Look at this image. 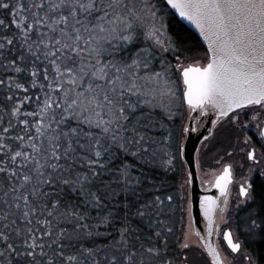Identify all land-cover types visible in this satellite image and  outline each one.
<instances>
[{"label": "snow or ice", "instance_id": "6c2138e0", "mask_svg": "<svg viewBox=\"0 0 264 264\" xmlns=\"http://www.w3.org/2000/svg\"><path fill=\"white\" fill-rule=\"evenodd\" d=\"M177 15L202 57L169 33ZM250 112L264 113V0H0V264H264L227 215L233 164L206 171L188 149L214 117L199 143L226 122L264 176ZM197 174L219 197L197 200ZM238 197L256 203L252 183ZM246 231L264 242V194Z\"/></svg>", "mask_w": 264, "mask_h": 264}, {"label": "flooded vegetation", "instance_id": "af4514ba", "mask_svg": "<svg viewBox=\"0 0 264 264\" xmlns=\"http://www.w3.org/2000/svg\"><path fill=\"white\" fill-rule=\"evenodd\" d=\"M203 119H204V123L198 126L199 132H203L207 125H209V124L211 125V119H214V117H211V119L210 118H203ZM244 119L246 122H249V127L246 130V134L253 138V142L258 141L260 129H258L256 127V124L260 123L261 121H264V113H261L257 120H252V114L250 112L249 115L247 117H245ZM211 127H212V125H211ZM225 140L228 141V144L224 143ZM228 145H230L229 148H231V150L222 152L224 150L225 146H228ZM198 149H201L202 152L206 153V155L203 157V160L205 163V168L208 164H215L216 167L221 168V164H217L215 162L216 158H218V157H223L222 163H232L233 164V184L231 185L232 195L230 197V206L231 207L229 208V212L227 213V215L230 218L231 225H233L235 227L234 222H235L236 212L241 210L242 208L246 207L251 202H249L247 205H245L243 207H238L236 209V211H234L235 208L232 209L233 206H235V207L237 206V203L240 199H243L242 197L241 198L238 197L240 185L237 186V182H236L237 175L235 173L234 166L235 165L237 166L239 164L244 165V168H243L244 174L243 175H249V177H250V179L244 181V183H252L253 188H255V186L258 184L264 188V176H262L260 174V169H258L254 173L251 172V174H249V166H250L249 164H251V161H248L245 158L244 153L239 150L238 141L236 139V136L231 131V126L228 125L226 122L223 125L218 126L215 129L214 135L209 141L204 142V145H201V143H200L198 146ZM228 152H233V155L232 156L227 155ZM208 161L211 163L207 164ZM244 178H247V176H244ZM206 179L207 180H214V177L206 178ZM198 180H199L200 189L203 192L208 193L214 189V187H210V185H208L207 183L202 184V181L200 179V174H198ZM205 188H209L210 190L205 191ZM222 227H224V226L222 225Z\"/></svg>", "mask_w": 264, "mask_h": 264}, {"label": "trees", "instance_id": "16d2710c", "mask_svg": "<svg viewBox=\"0 0 264 264\" xmlns=\"http://www.w3.org/2000/svg\"><path fill=\"white\" fill-rule=\"evenodd\" d=\"M167 20L169 33L174 38L182 41L185 49L190 50L186 52V54L193 58L201 57L204 54L205 47L201 44L199 38L176 16H169ZM156 67L159 70V64H157ZM179 119L180 118H178V120ZM254 189L257 193L256 203L251 202L246 207L237 211L234 224L239 240L242 242L243 249L247 252H251L255 249L257 253H260L264 252V242H261L259 237L250 238L246 231L248 213L253 210L259 212L260 195L264 194V188L261 185H256Z\"/></svg>", "mask_w": 264, "mask_h": 264}, {"label": "rangeland", "instance_id": "374dc122", "mask_svg": "<svg viewBox=\"0 0 264 264\" xmlns=\"http://www.w3.org/2000/svg\"><path fill=\"white\" fill-rule=\"evenodd\" d=\"M147 43H150V41L149 42H147ZM203 56V55H202ZM201 56V57H202ZM168 58L171 60L172 59V56H171V54H168ZM229 140V139H228ZM225 144H228V141L227 140H225V142H224ZM231 145V144H230ZM230 145H228V146H225V148H224V150L222 151V152H224V151H230L231 150V148H229V146ZM229 148V149H228ZM208 163H211V162H207V164ZM245 164V163H244ZM209 165H211L212 167L211 168H209L208 166ZM243 164H239V165H235L234 166V169H235V173H236V175H237V180H236V182H237V186L238 185H240L241 183H244V181H246V180H248V179H250V177H249V175H243L244 174V171H243V168H244V165L242 166ZM249 165H251V164H249ZM248 165V166H249ZM219 169H220V167L218 168V167H216V165L215 164H208L207 166H206V168H205V170L206 171H213V170H215V171H219ZM259 169V167H256L252 172L254 173V172H256L257 170ZM243 176V177H242ZM244 176H247V178H244ZM207 178H211V176H209V177H207ZM241 198V197H240ZM240 200H243V199H240ZM249 202H251V201H249ZM248 202V203H249ZM247 203V204H248ZM247 204H243V203H241L240 205H239V207H243V206H245V205H247ZM231 207V206H230ZM233 208H235V210L234 211H236V209H237V206L235 207V206H233L232 207V209ZM232 226V230H233V232H234V236L236 237V238H238V240H239V237H238V235H237V231H236V229H235V227L233 226V225H231ZM193 239V244L195 245V244H197V243H199V241L197 240V238L196 237H193L192 238ZM240 241V240H239ZM241 242V241H240ZM225 247H226V245H225ZM242 251L243 252H247L246 250H244L243 249V247H242ZM229 252H230V250H229ZM190 257H191V259L195 262V261H197V260H199L200 259V256H199V249H196V248H194L193 249V251L190 253ZM230 259H233L234 261H235V264H246V262L243 260V256L242 255H239V254H230Z\"/></svg>", "mask_w": 264, "mask_h": 264}, {"label": "water", "instance_id": "95a60500", "mask_svg": "<svg viewBox=\"0 0 264 264\" xmlns=\"http://www.w3.org/2000/svg\"><path fill=\"white\" fill-rule=\"evenodd\" d=\"M184 25H186L198 38L199 40L201 41V43L203 44V41H202V38L199 36V33L197 32V30L192 26L190 25L187 21H184V20H181L179 18V16L177 15L176 16ZM203 46L206 48V45L203 44ZM211 129V125H207L204 129L203 132H199L198 134L197 133H194L192 134V137H191V140L189 142V145H188V149H189V152H192L194 148H197L198 149V146H199V140H201L203 138V135H207L209 130ZM194 191L196 193V197H197V200L203 196V195H213V196H217L219 197V192L217 189H213L211 190L210 192L208 193H205L203 192L201 189H200V186H199V180H198V174H197V179L195 181V185H194ZM196 216H197V219L198 221L201 219L200 216H199V210H198V207L196 208ZM201 230H203V223H198L197 225Z\"/></svg>", "mask_w": 264, "mask_h": 264}]
</instances>
